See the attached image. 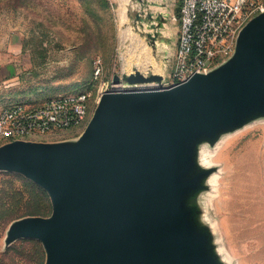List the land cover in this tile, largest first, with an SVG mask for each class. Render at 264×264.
<instances>
[{"label": "water", "instance_id": "1", "mask_svg": "<svg viewBox=\"0 0 264 264\" xmlns=\"http://www.w3.org/2000/svg\"><path fill=\"white\" fill-rule=\"evenodd\" d=\"M161 79L114 75L131 87L103 92L77 139L0 145V170L41 186L52 205L48 216L14 220L6 244L40 240L45 264H226L197 203L212 171L199 147L264 116V12L209 72L136 87Z\"/></svg>", "mask_w": 264, "mask_h": 264}, {"label": "rangeland", "instance_id": "2", "mask_svg": "<svg viewBox=\"0 0 264 264\" xmlns=\"http://www.w3.org/2000/svg\"><path fill=\"white\" fill-rule=\"evenodd\" d=\"M164 1L168 6L158 20L148 19L155 13L146 0H0V64L15 78L0 83V109L21 100L37 105L84 89L96 94L112 89L114 75L137 68L143 74H163L175 50L177 23L173 1ZM157 29L159 35L152 37ZM122 31L130 32L132 40L124 43ZM96 65L101 68L97 78ZM79 135L60 131L38 138L61 141ZM200 159L212 171L197 203L220 256L226 264H264V116L222 133L214 143L204 142ZM51 211L41 186L20 173L0 170V264H45L40 240L21 237L6 244L5 237L14 220Z\"/></svg>", "mask_w": 264, "mask_h": 264}, {"label": "built area", "instance_id": "3", "mask_svg": "<svg viewBox=\"0 0 264 264\" xmlns=\"http://www.w3.org/2000/svg\"><path fill=\"white\" fill-rule=\"evenodd\" d=\"M172 1L178 2V14L173 17L177 22L175 50L162 79L152 88L179 84L225 62L235 50L241 29L264 12V0ZM100 71L96 65V78ZM122 85L123 89L131 87ZM105 91L79 90L37 105L25 100L6 104L0 109V145L18 139L39 140L60 131L81 134Z\"/></svg>", "mask_w": 264, "mask_h": 264}, {"label": "crops", "instance_id": "4", "mask_svg": "<svg viewBox=\"0 0 264 264\" xmlns=\"http://www.w3.org/2000/svg\"><path fill=\"white\" fill-rule=\"evenodd\" d=\"M146 6L149 9V11L151 13H155V15H152L155 18L161 17L162 14H164V9L168 6L167 3L164 0H146ZM175 7L177 8V14H178V2H176ZM158 13V15H156ZM160 15V16H159ZM176 29H174L175 34L177 32V23H176ZM158 28H161L158 27ZM11 70L9 69V67L5 64H0V83L5 82L6 85L10 84L12 81L15 80L14 77H11ZM66 134V133H65ZM44 141H57V140H44Z\"/></svg>", "mask_w": 264, "mask_h": 264}, {"label": "bare ground", "instance_id": "5", "mask_svg": "<svg viewBox=\"0 0 264 264\" xmlns=\"http://www.w3.org/2000/svg\"><path fill=\"white\" fill-rule=\"evenodd\" d=\"M123 2H124V1H123ZM123 5H124V4H123ZM122 7H123V6H122ZM123 11H124V10H123ZM121 12H122V10H121ZM122 14H123V13H122ZM122 14L119 16L120 21H121L122 18H124V16H122ZM123 15H124V14H123ZM128 34H130V32H129V33H126L125 31H122V32H121V35L123 36V40H122V41H123L124 43H125V41H126L127 39H128V40H132L131 37H129ZM131 42H132V41H131ZM124 43H123V44H124ZM123 44H122V45H123ZM129 45H130V43H129ZM124 46H125V45H124ZM133 46L135 47V45H133ZM126 47H127V45H126ZM134 47H132V48H134ZM144 47H145V46H144ZM144 47H143V48H144ZM132 48H131V49H132ZM141 48H142V47H141ZM143 48H142V49H143ZM127 49H129V47H128ZM145 49H148V48L145 47ZM145 49H144V50H145ZM138 50H139V48H138ZM144 50H140V51L143 52ZM129 51H131V50H129ZM133 51H135V49H134ZM140 51H139V52H140ZM145 51H146V50H145ZM145 51H144L143 53L140 52V54H143V55H145V56L148 55L147 53L144 54ZM135 52H137V51H135ZM147 52H148V51H147ZM123 54H124V53H123ZM131 54H137V53H131ZM138 54H139V53H138ZM143 55H142V56H143ZM127 56H128V55H127ZM130 56H131V55H130ZM132 56H133V55H132ZM132 56H131V59H134L135 56H133V58H132ZM137 56H138V55H137ZM147 57H148V56H146V58H147ZM123 58H125V57H122V59H123ZM136 58H137V57H136ZM138 58H139V57H138ZM143 58H144V57H143ZM143 58H142V59L139 58V59L143 61ZM146 58H145V59H146ZM150 58H151V57H150ZM128 59H130V58L128 57ZM128 59H124V61H125V65L127 64V66H128V62H127ZM131 59H130V61H131ZM145 59H144V60H145ZM140 60H137L138 62H136V64L138 65V67L143 63L142 61H141V63H139ZM135 61H136V60H135ZM145 61L147 62L146 64L150 63V62H148V61H150L148 58H147ZM145 61H144V63H145ZM152 61H154V60H152ZM121 62H122V61H121ZM138 63H139L140 65H139ZM152 63H155V62H152ZM159 63H160V62H159ZM121 64H122V63H121ZM133 64H134V62H133ZM136 64H135V65H136ZM146 64H145V65H146ZM123 65H124V64H123ZM129 65H130V64H129ZM143 65H144V64H142V67H143V69H145V67H144ZM149 65L151 66L152 64H148V66H149ZM146 66H147V65H146ZM159 66H160V64H159ZM122 67H123V66H122ZM129 67H130V66H129ZM129 67H128V69H129ZM134 67H135V66H134ZM159 68H160V67H159ZM122 69H123V68H122ZM124 69H125V70H128L127 68H124ZM137 69H138V68H137ZM149 69H150V68H149ZM129 70H130V69H129ZM138 70H139V69H138ZM141 70H142V68H141ZM132 71H133V70H132ZM132 71H131V72H132ZM150 71H151V70H150ZM152 72H153V71H152ZM126 73H127V72H126ZM154 83H155V82L144 83V84H137L136 87H153V86L155 85ZM113 89H114V90H123V85H122L121 83H113ZM222 141H223V138L220 139L219 142H222ZM222 144H223V143H222ZM222 144H221V145H222ZM203 147H204V143L201 144L200 147H199V162L201 163V165H203V161L200 159V155L202 154V148H203ZM207 181H208V179H207Z\"/></svg>", "mask_w": 264, "mask_h": 264}]
</instances>
